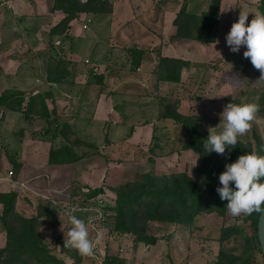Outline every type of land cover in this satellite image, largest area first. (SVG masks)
<instances>
[{"label":"rangeland","instance_id":"obj_1","mask_svg":"<svg viewBox=\"0 0 264 264\" xmlns=\"http://www.w3.org/2000/svg\"><path fill=\"white\" fill-rule=\"evenodd\" d=\"M183 1L108 0L111 4L110 11L85 12L76 18V24L82 26L86 23L87 28L82 27L73 43L74 47L79 48L75 50L81 58L68 64V70H71L75 82L51 85V94L46 97V102L48 108L60 119H70L78 124V136L89 143L78 149L80 152L85 151L87 157L73 163L49 164V149L58 145L61 138L46 140L44 129L47 124L39 116L28 115V121L22 123L27 97L23 100L20 111L11 112L5 109L8 114L2 112L1 115L0 110V171L9 174V170L14 169L7 154H15V160L22 166L19 171L9 175L19 179L16 185L20 188L17 191L16 188L11 190L16 191V202L17 197L21 200L32 197L33 202L30 201V204L33 203V208L29 207L26 217L34 216L38 205L47 203L48 198L55 199L50 205L54 210L56 224L48 223L38 231L44 232L49 248L61 257L66 258L59 252L60 246L57 242H64L71 227L66 211L73 207L78 208L82 201L100 204L102 200L114 204L111 191L90 199L84 198L83 193L88 192V189L115 186L153 170L161 173L185 171L189 175L195 174L197 154L182 148L188 140V135L180 124L171 119L156 122V109L153 107L143 116L132 115L130 118H117L115 114L106 113L102 106L100 111H97L96 103L100 95H104L111 88L115 93L143 96L138 101L147 95L177 100L178 110L187 116H196L197 129L203 133L208 131L209 127L220 123L219 114L228 103H254L253 100L256 101L264 92V80L259 79L261 72L251 64L250 59L243 56L244 46L239 50L242 55L235 60L230 59L226 66L219 65L218 56L208 63L192 61L196 63L197 69L183 68L181 72V82L187 84L186 82L190 81L185 90L180 88L179 83L166 84L157 79L155 61L157 55L161 56V51L159 49L157 53L154 45H161L164 40L167 42L165 35L168 36V41L173 36L169 33L170 19L163 17L164 11L168 10L167 15L172 16L177 13ZM48 2L51 6L52 0ZM1 10L0 39L3 41L0 44L1 50L7 55L0 59V92L12 87L22 89L28 96L31 91L36 92L37 88L48 90L50 86L45 81V60L51 48L52 37H42L41 41L37 40L35 45H30L31 50H28L26 43L15 39L19 33L16 31V25L10 20L4 25L8 12L5 6ZM2 20L4 22H1ZM163 26L165 34L162 33ZM28 36L30 35H26ZM8 38L11 40L6 43L5 39ZM11 41L13 45L9 43ZM81 45H92L93 50L103 45L101 51L100 48L97 49L96 55L99 57L103 53L102 58L105 60L94 61L92 64L87 59L84 60L85 56L92 59L93 53L92 49L81 48ZM125 45L144 50L141 62L132 70H136V74L131 72V55L129 49L127 50L129 47ZM65 46L68 49L69 45ZM57 53L67 61V54L59 51ZM151 54L154 57H151ZM7 65L15 74L12 79L5 78L8 75L5 71ZM89 71L104 74L106 78L102 77L100 83L89 84L85 90L79 84L86 83L90 78ZM207 73L212 77L204 80ZM116 78H120L122 83L119 84L120 79L117 81ZM131 100L136 101L134 98ZM81 117L90 119V122H78ZM144 119L155 120L152 131L150 124L134 128V125L144 123ZM118 120L116 127L106 124L107 121ZM250 123L251 127L243 136L238 137V140L254 145V135H257L264 146V113L258 111ZM130 126L133 131L129 133ZM125 135L127 136L123 137ZM70 137L77 136L70 134ZM101 208L87 207L74 213L88 220L93 236L98 228L106 226L107 216L111 214ZM21 210L23 212V209ZM245 216L241 214L233 217L226 208L222 216L216 212H202L190 225L150 221L146 232L156 236L157 240L148 245L135 242L130 234L109 232L106 226L107 230L96 248L91 253H82L83 260L80 264H103L105 254L124 259L123 264H215L220 246V228L239 225L246 229ZM240 239L239 235H232L224 244L228 248L235 247L234 251L237 252L240 249ZM257 259L261 261L259 255Z\"/></svg>","mask_w":264,"mask_h":264},{"label":"trees","instance_id":"obj_2","mask_svg":"<svg viewBox=\"0 0 264 264\" xmlns=\"http://www.w3.org/2000/svg\"><path fill=\"white\" fill-rule=\"evenodd\" d=\"M204 5V4H203ZM111 4L108 0H53L50 10L61 11L64 16L54 25L50 32L52 35H61L68 28L72 19L78 17L80 12H108ZM109 7V8H108ZM201 8L198 2L184 0L177 11L172 23L175 27L172 38L178 42L183 41H208L215 40L219 15V0H208L205 9ZM203 8V7H202ZM260 12H264V0H260L258 5ZM48 57L45 61V81L50 88L42 91L29 93L8 87L0 92V109L20 111L21 104L25 97L27 102L23 110L24 117L36 115L41 117L47 126L45 127L46 140L52 141L57 137L61 138L58 145L50 147L47 157L49 164H66L79 161L87 157L85 151L78 147L89 145L88 141L78 136V124L70 119L59 118L52 112L46 102V97L51 94V85L72 84L68 70V65L60 55L49 48ZM130 69H135L144 55L143 49L130 48ZM157 79L170 83H181V72L183 68H196V63L173 56H159L156 59ZM205 67V66H204ZM87 82L83 85L86 90L88 83H100L103 75L89 71ZM72 77V76H71ZM186 85H189L187 83ZM34 91V90H33ZM112 93V92H111ZM114 93V92H113ZM112 95H118L114 93ZM120 104H115V109L122 118L133 116H143L149 109H156V120L171 119L181 125L187 133L188 140L182 145L184 150H192L197 154L196 169L194 175H189L185 171L161 173L158 170L141 173L134 180L125 181L115 186H99L88 189L83 193L84 198H93L98 194L113 193L114 204L101 200L98 204L93 201L80 202L76 211L87 207H102L104 212H111L107 216L106 226L109 232L130 234L135 242L144 244H154L157 237L146 232V227L150 221L167 222L172 224L193 223L197 215L202 212H216L224 215L227 200H221L216 192L219 185V175L225 170V165L234 162L239 155L250 151H256L264 155V146L261 139L254 135V145L250 142L242 141L231 148L225 150L224 154H217L215 151L204 152L203 143L208 136V131L200 133L197 129V117L187 116L178 110V102L172 101L165 96L152 97L150 100L140 102V108L134 109L138 102L129 98H120ZM260 105L259 111L264 113V92L258 99L253 100ZM81 117L78 122L88 123L89 119ZM145 123L150 122L144 119ZM131 131L132 127L129 128ZM70 134L77 137L71 138ZM91 144V143H90ZM93 144V143H92ZM83 146V147H84ZM95 147V145H93ZM82 147V148H83ZM96 148V147H95ZM10 163L14 166L11 171H19L22 164L15 160V154H7ZM107 188V189H106ZM55 199L48 198L47 203L38 205L34 216L26 217L15 210L16 192H0V223L5 232V242L0 247V264H80L82 253L73 247L64 246V242L58 241L59 252L63 256L54 253L47 245L44 232H39V228H44L48 223L56 224L54 210L51 203ZM75 211V212H76ZM105 214V213H104ZM247 228L239 225H228L220 228L218 237L219 249L216 254L215 264H264V258L257 237L258 214L244 217ZM240 236V249L234 251L235 247L228 248L224 242L230 236ZM260 256L259 262L257 256ZM69 260H71L69 262ZM124 259H118L115 255L105 254L103 264H123Z\"/></svg>","mask_w":264,"mask_h":264},{"label":"crops","instance_id":"obj_3","mask_svg":"<svg viewBox=\"0 0 264 264\" xmlns=\"http://www.w3.org/2000/svg\"><path fill=\"white\" fill-rule=\"evenodd\" d=\"M48 1L49 0H10L11 5L9 7H5L6 12H8V17L6 18V22H4L3 20L1 22H4V25H6V23L9 22V20H10L12 24L16 25V27H15L16 31L17 32L19 31V33H17V36L15 39H17V41H19V42L26 43L27 47L29 46L28 50H31L30 45H35L36 44L35 42L37 40H40V39L42 40V37H43V39L46 37H52L51 38L52 39L51 48H53L54 51H55V49L58 50L59 53L67 54L69 57H67L66 63H67V65L68 64L70 65L74 62V59H77L80 57L77 54V51L75 50V49H79V48H77V46L74 47L73 43H74V40L78 38L79 33L82 30V26L75 23V21H76V18H75L69 22L68 28L65 30V32L63 34L52 35L50 32L51 28L61 20V18L64 16V14L58 10H53V11L50 10L51 6L49 5ZM189 2L200 3V5H202V6L199 9H202V10L205 9L207 4H208V0H189ZM259 3H260V0H219V15H218V23H217V32H216V37H215L214 41H212V42L202 41L201 42V41L191 40V41L178 42L174 38H172L170 41H168V36L165 35V38H167V42H165V40H164L161 45H154L155 46L154 49L155 50L157 49L156 50L157 53L160 49L161 56H173V57H179V58L190 60V61H198V62H206V63L210 62V60L212 58H216L218 56L219 61H220L219 65L226 66L228 64V62L230 61V59L232 61L233 58L235 60L236 57H239L242 55L241 53H239L240 51L231 52L229 50V46H227V44H226V34L230 31L232 23L238 19V16L242 10L249 12L248 20L250 21L253 18L254 13L259 11V9H258ZM51 4H52V2H51ZM3 8L4 7H0V10ZM2 11L3 10H1L0 13ZM82 13H85V12H80L79 15ZM167 14H169V11L168 10L164 11L163 17L170 19V21H169L170 32L169 33L173 34L175 27L172 23V20L175 17L176 13H174L172 16L167 15ZM74 24H76V25H74ZM15 28H14V30H15ZM162 33L165 34L164 26H163ZM26 35H30V36L26 37ZM5 40H6V43H8V41H10L11 38H8ZM2 41L3 40L0 39V43ZM9 43H11V45H13L12 44L13 41H11ZM21 45H23V44H21ZM41 45H42V42H41ZM65 45H69L68 49H67V46H65ZM102 46L103 45H99L97 48H95L93 50L92 45H81V48H85L87 50L92 49V53H93L91 56L92 59L88 58V56H85L86 58L84 60L87 59L88 62L90 61L91 64L95 63L94 61H98V60L100 61L101 59L105 60L104 58H102L103 53H101V54L99 53L100 54L99 57H97V55H96L97 49L100 48L99 51H101ZM125 46L129 47V45H125ZM108 47H110V46H108ZM130 48H132V47L127 48V50ZM6 55L7 54L1 50V44H0V59H2L3 57H6ZM158 56L159 55L156 56V59ZM220 56H221V60H220ZM151 57H154V56L151 54ZM75 65H76V63H75ZM7 67H8V65H7ZM206 69H207L206 72H208V68H206ZM5 71L8 74L5 78L11 77V79H12L15 77L14 72H12L9 69V67L6 68ZM100 71H102V70L100 69ZM135 71L131 70V72H133V73ZM70 72H71V70H70ZM135 74H136V72H135ZM71 76H70V82L74 83L75 81L72 79L73 76L72 77ZM103 77L106 78V75L103 74ZM210 77H212V75L210 73H207L204 75V80H206L207 78H210ZM119 79L120 78H118V79L116 78L117 81ZM107 80H108V78H107ZM112 80H114V79L112 78ZM181 80H183L182 77H181ZM86 82H87V80H86ZM161 82L162 83L166 82V84L167 83L170 84L168 81H161ZM92 83L94 84V82H91V83H88L87 86L89 84H92ZM121 83H122V80L120 79L119 84H121ZM186 83H190V81H187ZM84 84L85 83H82L79 85L82 87ZM171 84H173V83H171ZM179 85H180V88L183 87V90H185V86H188L185 83H183V84L179 83ZM87 86H86V88H87ZM190 86H189V88H190ZM20 90H22V89H20ZM111 92L113 93L112 89L110 88L107 90V92L104 95H100L97 98L96 110L100 111V107L102 106L105 109L106 113L109 112V113L115 114L117 116V118H118V116L120 118H122L121 114L115 109V104H117V105L120 104V101H121V100H119L120 98L121 99L122 98H126V99L127 98H129V99L134 98V99H136V101H134V102H138V103L135 106H133V108L136 110H138L140 108V106H141V105H139L140 102H142V101L144 102L145 99L150 100L152 98L151 95H147L144 97V99H142L141 101H138V99L143 98V96L128 95L127 93H121V94L116 93L118 95L115 96V95H112ZM102 99H103V103H101ZM5 109L9 111L8 108H5ZM5 109H3V108L0 109L1 115L3 114L2 112L8 114ZM11 112H16V111L11 110ZM23 117H24V115H23ZM17 119L19 120L21 118H17ZM21 120H22V123H25L26 121H28V118L24 117ZM155 120L150 121L148 123L144 122V123H141L138 125H134V128L135 127L138 128L141 126L144 127L145 124H150L151 131H152V127L154 126V123L156 124V122L160 121V120H157L155 122ZM161 121H163V119H161ZM88 122H90V119ZM123 122H125V121H123ZM118 123H119V120L116 122L115 121H113V122L107 121L106 122V124H110L113 127H116L115 125H117ZM145 127H146V125H145ZM130 132L131 131H129V133ZM129 133H127V135ZM127 135H125L123 137H126ZM29 170H31V169H29ZM18 182H19V179L16 180L12 176H10L7 172L4 173V172L0 171V192L12 191L11 189H15V188H16V191L19 190L20 186L16 185ZM31 198L29 199V197H27V199L24 198L21 200L19 197H17V202H15V210L19 213L21 212L24 216H27L28 215L27 213L29 212V207L33 208L32 207L33 203L30 204V201H32ZM0 206H1V209H0V213H1L2 205L0 204ZM21 209H23L24 213L22 212ZM4 242H5V232H4L2 224L0 223V247H2L4 245Z\"/></svg>","mask_w":264,"mask_h":264},{"label":"clouds","instance_id":"obj_4","mask_svg":"<svg viewBox=\"0 0 264 264\" xmlns=\"http://www.w3.org/2000/svg\"><path fill=\"white\" fill-rule=\"evenodd\" d=\"M248 17V11L240 12L226 34V44L231 52H238L244 46L243 56L260 70L259 79L264 80V12L257 11L250 21ZM259 107L258 103L253 102L228 103L219 114L220 123L208 129V136L203 143L204 152L224 154L226 149L231 151L238 137L251 127L250 122L255 119ZM215 190L221 200H227V211L233 217L264 213V155L250 151L239 155L234 162L227 163L219 175V185ZM75 211L73 207L65 213L71 227L67 231L64 246L76 248L81 253H91L103 238L107 227L98 228L93 236L88 220L75 215Z\"/></svg>","mask_w":264,"mask_h":264},{"label":"water","instance_id":"obj_5","mask_svg":"<svg viewBox=\"0 0 264 264\" xmlns=\"http://www.w3.org/2000/svg\"><path fill=\"white\" fill-rule=\"evenodd\" d=\"M257 237L262 256L264 258V213L258 215L257 219Z\"/></svg>","mask_w":264,"mask_h":264},{"label":"built area","instance_id":"obj_6","mask_svg":"<svg viewBox=\"0 0 264 264\" xmlns=\"http://www.w3.org/2000/svg\"><path fill=\"white\" fill-rule=\"evenodd\" d=\"M11 4H10V0H0V7H9ZM89 21V20H88ZM83 28H86L87 27V24L84 23L82 25ZM57 42V41H56ZM87 61V60H86ZM9 174H11V171H9Z\"/></svg>","mask_w":264,"mask_h":264}]
</instances>
